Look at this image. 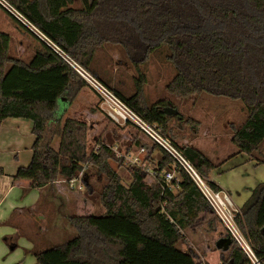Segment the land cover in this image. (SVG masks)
<instances>
[{"label": "trees", "instance_id": "obj_1", "mask_svg": "<svg viewBox=\"0 0 264 264\" xmlns=\"http://www.w3.org/2000/svg\"><path fill=\"white\" fill-rule=\"evenodd\" d=\"M5 1L50 41L22 25L39 44L25 60L11 54V37L0 32V121L28 119L34 136L31 159L17 168L13 182L27 180L30 188L52 185L69 180L85 163L104 177L99 191L104 213L69 216L76 234L35 252L36 263L209 264L179 246L186 240L184 231L200 227L208 214L212 215L210 224L219 221L199 187L163 148L130 122L124 125L152 143L144 159L150 161L155 149L161 157L156 162L159 174L152 182L144 170L130 165L131 180L124 184L117 169L125 166V160L102 139L89 148L87 124L65 116L81 89L92 88L71 63L169 138L207 185L218 191L221 188L210 174L219 164L192 145L173 140L171 113L181 117L176 106L171 107L169 100L149 103L142 72L134 82V92L124 94L99 75L95 60L105 43L118 44L138 69L153 51L165 46L166 60L174 69L166 91L178 100L203 92L241 100L246 118L240 126L231 125V142L237 153L251 158L259 155L257 163H264V0ZM131 146L144 144L135 137L126 151ZM164 170H177L179 179L166 185L160 176ZM84 184L88 193L94 192L88 180ZM235 222L259 264H264V181L238 208ZM224 236L231 238V245L220 251L221 264H253L228 231ZM7 243L10 248L14 245Z\"/></svg>", "mask_w": 264, "mask_h": 264}, {"label": "rangeland", "instance_id": "obj_2", "mask_svg": "<svg viewBox=\"0 0 264 264\" xmlns=\"http://www.w3.org/2000/svg\"><path fill=\"white\" fill-rule=\"evenodd\" d=\"M10 14L0 4V32L6 33L11 37V54L27 60L33 55L34 50L39 47V44L22 27V24ZM47 42L50 43L49 41ZM166 53L167 49L165 46L159 47L137 69L120 45L105 43L102 50L97 52L95 66L103 79L108 81L112 87L122 91L126 95L134 92V82L139 77V72H142L145 75L143 91L147 101L152 104L158 100H169L172 102L170 104L171 107L172 105L174 107L176 106L178 112L181 114V117H179L171 113L169 125L172 128L173 140L178 145L187 144L201 149L214 164H219V162L228 158L233 152H237V148L231 142L232 132L230 127L232 124L240 126L244 122L246 113L243 103L239 99L234 100L226 96H214L204 92L186 100H178L172 97L166 91V85L173 77L174 69L166 60ZM65 116L79 119L87 124L89 148L94 145L97 139H102L111 145V148L115 147L121 153L137 151L132 146L129 151H126L127 147L132 145V140L135 137L142 139L146 150L152 146L149 139L142 135L140 136L133 127L114 123L104 110L100 94L93 88L84 87L81 89L74 101L69 105ZM187 119L193 120L192 123H186ZM4 137V135L1 136V138ZM262 148L264 153V143ZM19 152L16 155H11L10 160H23L24 149H20ZM155 153L154 160H159L161 152L159 149H155ZM257 156L254 158L249 157L256 163V158H262L259 155ZM0 157L4 159L6 157L5 153H2ZM7 160L6 158L4 161L7 162ZM148 162L150 165L154 164L153 159ZM10 164L11 162H7L4 164L5 167L0 166V168L4 171ZM27 164L21 166H26ZM257 164L255 166H242L239 169L228 170L221 174L213 173V176H218L216 178L218 184H226L229 186L233 202L236 205L237 203L234 200L235 190L242 194V196L246 197L247 194L250 196L251 190L264 181V163ZM113 165L116 168V164L113 163ZM129 166L126 163L125 166L117 169L124 184L129 183L131 180L128 172ZM245 169L246 171H244ZM89 175V183L95 189L91 194L88 193L87 187L84 186L80 190V193L75 195L70 192H76V190L69 189L63 181L59 183L61 184L59 187L60 194L67 195L66 197L69 199L70 197L65 192L70 190L68 193L72 194L73 196L71 197L75 199L72 200L74 205L71 206V210L67 211L65 204L63 206H60V204L57 206L58 203L52 204L47 200L48 217L50 218V216L57 214L59 223L56 230L52 231L51 234L46 233V229L42 226L40 228V225L37 224L39 227L36 229L40 232L45 229L41 235V248H49L54 244L62 243L76 234L74 228L72 230L73 232H70L72 228H69L70 226L67 223L68 216L66 215H102L104 213V209L99 202V191L104 184L103 173L90 166L88 170ZM147 179L149 180L150 178ZM84 198H86V201L81 202ZM80 206L83 207L79 209ZM211 217L212 215L208 214L204 217L205 221L200 227L194 230H185L186 240L179 246L183 250L194 251L201 262L206 261L209 264H221V250L216 249L215 242L218 238L224 237L227 230L220 221L210 224L208 221ZM47 223H49L48 232H50L51 219ZM54 233H56L55 236L53 235ZM5 238L4 234L0 232V248L4 246V243L7 244ZM17 243L19 244V239ZM25 251V246L22 242L9 255H5L6 252L2 254L0 250V264H28L31 257L26 256L27 258L24 259ZM34 264H37L36 260Z\"/></svg>", "mask_w": 264, "mask_h": 264}, {"label": "crops", "instance_id": "obj_3", "mask_svg": "<svg viewBox=\"0 0 264 264\" xmlns=\"http://www.w3.org/2000/svg\"><path fill=\"white\" fill-rule=\"evenodd\" d=\"M31 129L32 122L28 119L7 118L3 121H0V156L2 155V153H5L6 155L4 159L0 157V166H4V164H6L7 162H11L9 167L5 168L3 174H0V232L4 234V237H6V243L7 240L11 243H14L11 248L9 247L8 243H4V246L2 245L3 247L0 248V250L2 251V254L6 252L5 255H9L18 246H20L22 242L26 250L24 259L27 258L26 256L31 257L28 264L35 263V252L45 249L41 248L40 246L42 243L41 235L43 231H45L46 229V233L51 234L52 231L56 230L59 223L57 214L54 216H50V218L48 217L49 211L46 205L47 200L52 204L58 203L57 206L59 204L60 206H63V204H65L67 211H69L72 209L71 206L74 205L72 200H75L73 199V197H71L73 195L70 193H74L75 195L80 193V191L77 190L76 192H70V190L68 189V192L70 193H65L68 194V196L70 197L69 199L66 197L67 195L65 196L63 195V193L60 194L59 187L61 184L59 183H61L62 180L56 181L52 185H46L39 188H30L29 182L27 180H18L13 182L12 176L16 172L17 168L21 165L29 163L31 159V146L34 141V136L31 133ZM2 135H4L5 137L1 138ZM20 149H24L23 160H10L11 155L20 153ZM149 149L150 148H148V150ZM197 149L202 152L201 149ZM155 155V150H153L151 159H153L154 163L158 161V159L154 160ZM6 158L8 159L7 162L4 161ZM255 165H258L257 161L255 163L245 153L233 152L228 158H225L221 162H219V166L212 170L210 178L221 188V190L226 191L231 196L229 186L226 184H218L216 182V178H218V176H213V173L221 174L228 170L239 169V167L242 166ZM244 171H246V169ZM87 176L85 180L90 181V175L88 177ZM148 182L152 181L148 180ZM234 196V200L236 201L237 205L235 204V202L234 204L237 208H239L248 199L247 196H249V194H247L245 197L242 196V194H240L237 190H235ZM83 201L85 202L86 198L81 200V202ZM82 207L80 206L79 209ZM72 215L85 214H68L66 216L69 217ZM49 219H51L52 221L50 232H48L49 223H47ZM67 221L68 225L70 226L69 228H72L70 229V232L72 233L73 227L70 225L69 220ZM37 224L40 225V228L42 226L45 229L40 232L38 229H36L37 227H39ZM53 235L55 236L56 233H54ZM18 239L19 244L17 243Z\"/></svg>", "mask_w": 264, "mask_h": 264}, {"label": "built area", "instance_id": "obj_4", "mask_svg": "<svg viewBox=\"0 0 264 264\" xmlns=\"http://www.w3.org/2000/svg\"><path fill=\"white\" fill-rule=\"evenodd\" d=\"M0 4L14 16L23 25V27L35 33L34 29L36 28L27 20V18L16 11L9 3H7L5 0H0ZM71 64L88 81L91 87L100 94L104 110L107 116L114 123L125 124L127 122H130L138 126L155 143H157L170 155L176 167L183 169L192 178V180L199 187V189L209 202L212 211L214 212L218 220L225 226L226 230L238 242L240 247L250 258L252 263L259 264L247 240L243 237L236 225L235 216L238 212V208L235 206L231 196L224 190H212L201 177L195 166L184 155V153L172 143L169 138L162 136L155 128V126L149 125L144 120H142L133 110H131L121 99H119L101 82L92 77L90 74L86 73L77 65L73 63ZM111 149L115 152V155L117 157H122L127 164L140 167L142 170H144L147 178H150L149 180L153 181L159 174L156 168V163L150 165L149 162L144 159V156L148 152L145 147H139L136 149L137 151H130L125 153L117 151L115 147H112ZM90 165V163L83 164L82 168L77 171L76 175H74L67 181H62L65 182L67 187L71 190H82L84 187V179L87 176V170L89 169ZM176 171L177 170H164L161 172L160 176H162L163 181H165L166 185H168L169 182L174 179H179Z\"/></svg>", "mask_w": 264, "mask_h": 264}, {"label": "water", "instance_id": "obj_5", "mask_svg": "<svg viewBox=\"0 0 264 264\" xmlns=\"http://www.w3.org/2000/svg\"><path fill=\"white\" fill-rule=\"evenodd\" d=\"M230 245H231V238L227 236L220 237L215 242L216 249L221 251H227Z\"/></svg>", "mask_w": 264, "mask_h": 264}, {"label": "bare ground", "instance_id": "obj_6", "mask_svg": "<svg viewBox=\"0 0 264 264\" xmlns=\"http://www.w3.org/2000/svg\"><path fill=\"white\" fill-rule=\"evenodd\" d=\"M34 31L42 38H44L46 41H49L41 32H39L37 29H34ZM50 42V41H49Z\"/></svg>", "mask_w": 264, "mask_h": 264}, {"label": "flooded vegetation", "instance_id": "obj_7", "mask_svg": "<svg viewBox=\"0 0 264 264\" xmlns=\"http://www.w3.org/2000/svg\"><path fill=\"white\" fill-rule=\"evenodd\" d=\"M225 237V236H224Z\"/></svg>", "mask_w": 264, "mask_h": 264}]
</instances>
